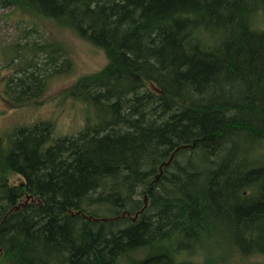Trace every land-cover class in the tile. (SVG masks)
I'll return each instance as SVG.
<instances>
[{"label":"trees","instance_id":"obj_1","mask_svg":"<svg viewBox=\"0 0 264 264\" xmlns=\"http://www.w3.org/2000/svg\"><path fill=\"white\" fill-rule=\"evenodd\" d=\"M0 6L53 20L106 60L69 88L93 109L75 133L53 137L39 121L0 135V264H224L264 253V0ZM21 31L8 48L20 68L4 86L11 107L70 65L60 42ZM213 249L227 254L206 259Z\"/></svg>","mask_w":264,"mask_h":264},{"label":"rangeland","instance_id":"obj_2","mask_svg":"<svg viewBox=\"0 0 264 264\" xmlns=\"http://www.w3.org/2000/svg\"><path fill=\"white\" fill-rule=\"evenodd\" d=\"M34 29L26 32L27 40L41 41L49 38L64 46L70 65L64 63L62 69L66 73H60L49 80L46 91L36 100L29 103L11 107L0 101V133L11 130L17 125H28L39 121H50L54 125L53 137L70 135L75 133L83 124L87 116H92L93 109L88 107L78 98L69 94V88L81 76L94 73L105 64L103 51L92 46L72 30L57 25L53 20L36 17L19 8L0 6V88L10 72L18 65L10 63L15 55L8 48L16 42H24L21 28ZM63 45H61L60 43ZM25 52V49H22ZM40 62L44 55H39ZM3 133V134H4ZM22 178L13 176L10 182L18 184ZM227 254L223 249H213L206 255V259L218 258ZM197 262V260L195 261ZM224 264H264V253L256 254L249 258H230Z\"/></svg>","mask_w":264,"mask_h":264},{"label":"flooded vegetation","instance_id":"obj_3","mask_svg":"<svg viewBox=\"0 0 264 264\" xmlns=\"http://www.w3.org/2000/svg\"><path fill=\"white\" fill-rule=\"evenodd\" d=\"M10 64V63H9ZM16 71H20V68H15V69H13L11 72H10V74H13L14 72H16ZM10 74H8L7 75V77L5 78V80H4V85L0 88V101L2 102V104L5 106V105H8V103H7V100H6V98H5V89H4V86H5V84H6V82H7V78H8V76L10 75ZM5 108H6V106H5ZM2 109L1 110V112H0V115L1 116H3V114H2V112H5L6 111V109ZM4 132H2V133H0V135H2Z\"/></svg>","mask_w":264,"mask_h":264}]
</instances>
